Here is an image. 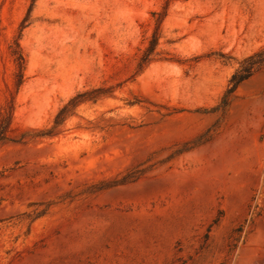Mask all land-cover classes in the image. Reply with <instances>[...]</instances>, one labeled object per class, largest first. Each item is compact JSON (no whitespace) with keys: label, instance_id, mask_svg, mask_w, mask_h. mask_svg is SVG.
<instances>
[{"label":"rangeland","instance_id":"obj_1","mask_svg":"<svg viewBox=\"0 0 264 264\" xmlns=\"http://www.w3.org/2000/svg\"><path fill=\"white\" fill-rule=\"evenodd\" d=\"M263 49L264 0H0V264H264Z\"/></svg>","mask_w":264,"mask_h":264},{"label":"trees","instance_id":"obj_2","mask_svg":"<svg viewBox=\"0 0 264 264\" xmlns=\"http://www.w3.org/2000/svg\"><path fill=\"white\" fill-rule=\"evenodd\" d=\"M159 20L160 18L158 17L156 20L157 24H159L160 22ZM157 43H158V25L156 27L154 34L152 35V38L150 40V45L143 51L141 55V58L139 60L140 65H145L148 62H151L153 60V56L158 55V52H155ZM11 54L14 57L17 66V72H16L17 81L21 82L23 78V70L25 64L24 55L21 52V50L18 48V45L13 47V49L11 50ZM247 62H252L253 64L249 67H244L243 69L233 74L231 78V82L233 83V86L229 89V92L233 91L243 80L248 78L256 70V67L254 66L255 64L257 65L264 62V49L251 56ZM64 110L66 109H62L61 113L64 112ZM10 121H11V110L7 112L5 118L0 123V143L7 137V129L10 125Z\"/></svg>","mask_w":264,"mask_h":264}]
</instances>
